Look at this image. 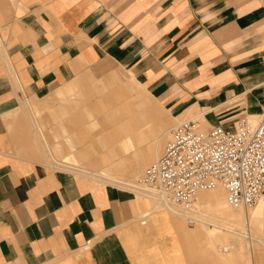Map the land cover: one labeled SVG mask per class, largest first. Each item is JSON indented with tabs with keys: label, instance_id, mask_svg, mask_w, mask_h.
<instances>
[{
	"label": "crops",
	"instance_id": "crops-1",
	"mask_svg": "<svg viewBox=\"0 0 264 264\" xmlns=\"http://www.w3.org/2000/svg\"><path fill=\"white\" fill-rule=\"evenodd\" d=\"M105 62L129 72L123 91L84 107L90 94L66 95L99 91L85 69L108 71ZM263 84L264 0H0V264H207L193 260L197 235L182 215L107 183L135 178L162 153L169 130L149 98L175 120L230 127L255 116ZM37 113L59 116L65 141L83 145L78 158L55 160L79 176L40 162ZM212 195L221 198L198 197ZM257 209L253 220L264 201ZM222 221L203 224L240 234Z\"/></svg>",
	"mask_w": 264,
	"mask_h": 264
},
{
	"label": "built area",
	"instance_id": "built-area-1",
	"mask_svg": "<svg viewBox=\"0 0 264 264\" xmlns=\"http://www.w3.org/2000/svg\"><path fill=\"white\" fill-rule=\"evenodd\" d=\"M218 184L236 209L250 208L263 197L264 114L255 125L242 117L230 127L219 124L208 131L194 120L176 125L161 157L138 178L139 192L186 214L199 191ZM187 219L195 223L191 215Z\"/></svg>",
	"mask_w": 264,
	"mask_h": 264
},
{
	"label": "rangeland",
	"instance_id": "rangeland-1",
	"mask_svg": "<svg viewBox=\"0 0 264 264\" xmlns=\"http://www.w3.org/2000/svg\"><path fill=\"white\" fill-rule=\"evenodd\" d=\"M105 63H107L106 66L108 68V71L100 70V69H96V71H93L94 68L85 69L87 70L86 72L90 73L91 80L92 82L94 81L93 83H95V86L98 87L99 91L96 90V92H94V90L93 91L88 90L90 88L93 89L92 85L83 84L78 90L77 89L72 90L71 92H68L66 95L77 96L79 93L88 94V95L90 94V96L87 97L88 101L83 102V107H84V105L87 106L91 104V102H93L95 99L103 95V93L109 92L113 89H121L123 91L124 89L123 83L131 79L129 72L115 65L112 62H105ZM113 75L123 78L124 82L121 83L115 78L113 80L112 77ZM260 88H262L260 97L258 98L259 102L261 103L260 109L257 112H255L256 114L254 117L249 116V114L253 112H245L239 118L245 117L250 122L257 123L259 119L262 117V115L264 114V84L261 85ZM148 103H150L160 112L161 119L165 122V129L169 130L166 140L167 143V141L170 138V130L177 124L187 121L189 117H184L179 120L178 119L175 120L174 118L171 117L169 111L166 110L164 106L157 99L151 97L149 98ZM43 116H45V114L42 115L40 113H37L32 115V126L34 128V131L32 133L33 142H35L40 146L46 157L45 160H40V162L48 164L49 166H52L56 169L67 170L69 172L78 175L77 174L78 172L76 173L75 170L67 166H60L55 162V160H59V161L62 160L63 154L69 153L70 151L73 152L76 155L75 157L78 158L79 151L81 148H83V145L77 144L75 146H71L69 145L68 141H65V136L70 134L71 131L69 129L67 130L62 128V126L56 120V118H59V116L57 117L54 116L51 118L49 116V120L48 119L43 120L42 118ZM236 120L234 121V123L236 122ZM198 121L201 122V120ZM201 127L203 130L208 131L212 126H206L204 128L203 125L201 124ZM40 128L44 131V137L51 147L50 151H48L47 148H45L43 145V136L39 131ZM71 140L73 141V139ZM134 142L136 143V146L140 145L137 144V141L134 140ZM58 144H60L61 147H57ZM56 148L58 149V151ZM164 148L165 146L163 147V150ZM18 154L19 156L32 159L27 155L25 156L23 151L19 152ZM53 157L56 158L53 159ZM149 164H147L145 168ZM145 168L143 169L142 173L135 178L120 176L118 179L129 183H135L137 185L136 187L127 186L125 188L140 191L141 189L140 186L138 185V178L143 174ZM95 169H97V167H95ZM95 183L99 184V182H95ZM107 184H115V185H119L120 187H124L121 186V184H118L117 182L114 181H109ZM218 189L221 193V198L218 199V202L215 201L214 199L215 193L212 196L206 197L204 200H202L200 197H198L197 200L196 197L194 205L197 206L198 210L200 211V214H198L197 212H195V214L189 212V215H194L196 218H200L203 220L205 219L207 222H211V223L212 222L223 223L222 220H231L239 224L237 228L235 227L231 229H234V231L239 232L240 234L228 232L223 229H217L215 227H212L211 224L207 226L203 223H200L198 220L194 224H190L188 222L187 217L182 216L184 217L183 220L185 225L191 228L193 233L196 232L197 235L196 237H193V242L191 243V247H192L191 254L193 260L206 257L207 264H264V209H262L259 212L260 214L258 218H255L254 220L252 219V213L253 212L257 213L258 211L257 208L261 205L262 201H264V195L256 205L250 208L241 207V211H243V214H242V220L241 222H239L236 221L234 217L230 216L231 214H233L234 212H238L239 210H234V208L233 209L230 208L228 205L227 195L225 192L226 190L224 191L223 188H218ZM206 193H211V192H206ZM156 201L160 202L159 200ZM162 204L170 208V210L174 214H175L174 211L179 212L182 210L177 205H166L164 203ZM211 231L213 235H211ZM250 235L251 237H247ZM237 239L239 240V243L237 245H234L229 252L220 251L219 248L220 245L222 246L224 244H230L231 241H235Z\"/></svg>",
	"mask_w": 264,
	"mask_h": 264
},
{
	"label": "bare ground",
	"instance_id": "bare-ground-1",
	"mask_svg": "<svg viewBox=\"0 0 264 264\" xmlns=\"http://www.w3.org/2000/svg\"><path fill=\"white\" fill-rule=\"evenodd\" d=\"M261 119V118H260ZM260 119H259V121H260ZM188 121V120H187ZM194 121H196V122H198V124H199V126L201 125L200 124V122L197 120V119H194ZM249 121V120H248ZM258 121V122H259ZM185 122V121H184ZM257 122V123H258ZM182 123V122H181ZM249 123L250 124H252V125H255V124H257V123H252V122H250L249 121ZM180 124V123H179ZM178 125V124H177ZM175 127V126H174ZM173 127V128H174ZM172 130V129H171ZM171 130H170V133H171ZM59 165H61V166H67V167H69V168H71V169H73V170H75L76 172H78V173H82V168L81 167H79L77 164H72V163H68V162H61ZM137 177V176H136ZM118 184H121V186H124V187H122V188H125V187H127V186H132V187H136L137 185L135 184V183H129V182H126V181H122V180H119L118 182H117ZM218 188H223L224 189V191H225V187L222 185V184H218L216 187H214L213 189H211V190H201V191H199L198 193H197V195H196V197H198V195L200 194V193H202V192H212V191H214V190H216V189H218ZM127 189H129V188H127ZM133 190V189H132ZM136 192H138V193H141V192H139L138 190H136ZM226 192V191H225ZM142 194V193H141ZM144 195V194H143ZM145 196V195H144ZM147 197V196H146ZM261 200V199H260ZM160 202H162V201H160ZM162 203H164V202H162ZM164 204H166V203H164ZM195 204V203H194ZM166 205H169V204H166ZM228 205H229V207L230 208H234L229 202H228ZM241 208H238V209H236V208H234V210H240ZM182 211V210H181ZM181 211H179V212H177V211H174L175 212V214L177 213V214H180V215H182V216H184V217H187V215H189V214H186V213H184L183 211L181 212ZM190 212H192V214H195V212H197L198 214H200V211L198 210V208H197V206L196 205H194V207H193V209L190 211ZM194 219H195V222L198 220L200 223H207V221L204 219H200V218H196L194 215H191ZM183 217V218H184ZM204 217V216H203ZM202 218V217H201ZM227 229H229V230H232V231H234L233 229H231V228H227ZM236 232V231H235Z\"/></svg>",
	"mask_w": 264,
	"mask_h": 264
}]
</instances>
